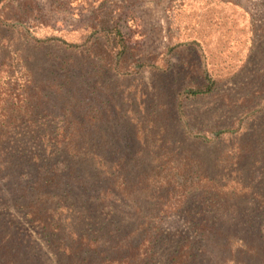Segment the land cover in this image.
Returning <instances> with one entry per match:
<instances>
[{
    "label": "rangeland",
    "instance_id": "1",
    "mask_svg": "<svg viewBox=\"0 0 264 264\" xmlns=\"http://www.w3.org/2000/svg\"><path fill=\"white\" fill-rule=\"evenodd\" d=\"M0 121V264H264V0H0Z\"/></svg>",
    "mask_w": 264,
    "mask_h": 264
},
{
    "label": "trees",
    "instance_id": "2",
    "mask_svg": "<svg viewBox=\"0 0 264 264\" xmlns=\"http://www.w3.org/2000/svg\"><path fill=\"white\" fill-rule=\"evenodd\" d=\"M212 90V83H208L205 87L203 88H198V89H192L191 91H189L191 94L197 95V94H203V93H208ZM13 109H16L15 105H12ZM17 107L20 108L19 105H17ZM1 125H8L9 123L6 121H0ZM6 123V124H5ZM6 139V135L5 134H0V165L1 166H7L9 163V157L8 155L11 157L8 147H3L4 146V141ZM3 156V158H2ZM11 159V158H10ZM47 169L44 165H41V168H37L36 171L37 173L39 172V176H38V180L36 181V184H41V185H48L49 183H52L53 180L56 178V173H47ZM50 172H53V169H49ZM56 172V171H55ZM203 177V179H202ZM201 179L202 181L205 182L206 187H210L212 186L211 184L213 183V179L209 178V176L207 174H202L201 175ZM201 179H199V181H194L195 184L197 183H201ZM192 180V179H191ZM211 181V182H209ZM193 182V183H194ZM209 182V183H207ZM192 182H190L189 184L192 186L193 184ZM211 183V184H210ZM188 185V183H179L180 187H183L184 189L186 188V186ZM202 186V185H200ZM228 185H223L221 187V190L223 191L224 188H226ZM116 183L114 182V185L108 186L106 191L108 192H112L114 194H116ZM103 192V191H102ZM108 197V196H107ZM104 197V195L96 197V202H98V204L102 205V211L106 214V217L102 216V224H99L101 226H103L104 224H108V225H114V224H120L117 218H120L119 216H117L115 212L114 207L111 204V199ZM107 199V200H106ZM105 201H110L109 204H106L108 202ZM115 201V200H113ZM179 203H181L182 201H180V199L176 200ZM214 200H211V202H213ZM172 203V204H171ZM174 201H170L169 203L165 204L166 208L171 207V205H173ZM108 208V211H106V209ZM36 210L38 211V209L36 208ZM140 218H142V222L138 223L137 227L134 229H129L126 226H122L121 228H117V231H120V234L118 235L117 240V244L120 245L119 247L116 246L115 247V251H110L108 252V254L105 255L103 261L101 264H146L147 258H144V250H145V255H147V249L151 248L148 246V244H150L153 240V234L152 233H148L144 235V238L141 239L140 243L136 246V248H132L130 249L128 252L124 253L123 249L126 244H124L123 242H128V240L133 237L139 230H141L143 227L146 229L149 225H148V221L147 218L138 215ZM197 217L193 218V220H195ZM206 218L203 219V221ZM97 222V219H96ZM99 223V221L97 222V224ZM90 225H92V223H89ZM128 229H126V228ZM98 229H95L94 232H97ZM145 231V230H143ZM144 233V232H143ZM89 236L87 235V233L85 232V237L81 236V240L82 242H89V244H92L93 246H96L98 242L97 238H92V239H88ZM122 240V241H121ZM155 240V239H154ZM96 242V243H95ZM129 244V246L132 245L131 240L127 243ZM192 244L193 241L191 240H187L185 241V243L178 247L176 249V252L174 253V255L170 258L171 260V264H190L191 261H193V254H192ZM154 248V247H153ZM152 248V250H153ZM138 250V253H135V250ZM134 251V253H133ZM83 261V260H82ZM73 264H82L81 262L77 261L74 262Z\"/></svg>",
    "mask_w": 264,
    "mask_h": 264
}]
</instances>
